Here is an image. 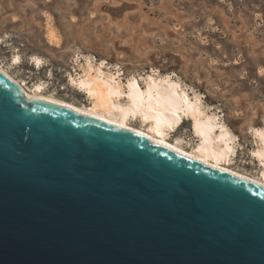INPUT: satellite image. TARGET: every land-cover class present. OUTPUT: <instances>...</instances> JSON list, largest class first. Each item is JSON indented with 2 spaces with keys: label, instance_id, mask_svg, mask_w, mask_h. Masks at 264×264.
<instances>
[{
  "label": "water",
  "instance_id": "obj_1",
  "mask_svg": "<svg viewBox=\"0 0 264 264\" xmlns=\"http://www.w3.org/2000/svg\"><path fill=\"white\" fill-rule=\"evenodd\" d=\"M0 264H264V186L0 71Z\"/></svg>",
  "mask_w": 264,
  "mask_h": 264
},
{
  "label": "rangeland",
  "instance_id": "obj_2",
  "mask_svg": "<svg viewBox=\"0 0 264 264\" xmlns=\"http://www.w3.org/2000/svg\"><path fill=\"white\" fill-rule=\"evenodd\" d=\"M0 37L1 66L27 88L41 81L78 104L88 100L68 76L84 55L123 80L170 76L237 135L231 166L260 174L253 129L264 127V0H0ZM177 135L186 147L196 139L187 120L170 139Z\"/></svg>",
  "mask_w": 264,
  "mask_h": 264
},
{
  "label": "bare ground",
  "instance_id": "obj_3",
  "mask_svg": "<svg viewBox=\"0 0 264 264\" xmlns=\"http://www.w3.org/2000/svg\"><path fill=\"white\" fill-rule=\"evenodd\" d=\"M33 59L37 67H41L42 58L35 55ZM95 60L93 56L84 55L79 71L68 76L69 84L88 100L84 104L45 92V84L41 81L34 82L32 87L27 88V85L1 65L0 71L9 76L27 98L58 101L101 116L264 186V127L253 129V136L255 135L258 142L253 153L261 167L260 174L254 175L235 169L231 164L238 149L237 135L218 114L204 109L199 93L193 90L191 96L183 85L168 75L162 77L148 73L139 78L130 75L123 80L120 71L110 70L109 62ZM18 62L20 57L17 54L13 56V63ZM186 120L190 132L196 138L190 147L183 145V137L180 135L170 139L171 133ZM135 121H138V125Z\"/></svg>",
  "mask_w": 264,
  "mask_h": 264
}]
</instances>
